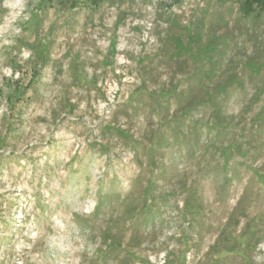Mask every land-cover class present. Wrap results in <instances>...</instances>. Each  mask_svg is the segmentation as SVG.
I'll use <instances>...</instances> for the list:
<instances>
[{"label":"rangeland","instance_id":"374dc122","mask_svg":"<svg viewBox=\"0 0 264 264\" xmlns=\"http://www.w3.org/2000/svg\"><path fill=\"white\" fill-rule=\"evenodd\" d=\"M251 8L0 0V264H264Z\"/></svg>","mask_w":264,"mask_h":264},{"label":"trees","instance_id":"16d2710c","mask_svg":"<svg viewBox=\"0 0 264 264\" xmlns=\"http://www.w3.org/2000/svg\"><path fill=\"white\" fill-rule=\"evenodd\" d=\"M66 1V0H65ZM95 5H98L103 0H89ZM244 4L251 10V6L257 5L260 9L264 8V0H244ZM223 233V232H222Z\"/></svg>","mask_w":264,"mask_h":264}]
</instances>
